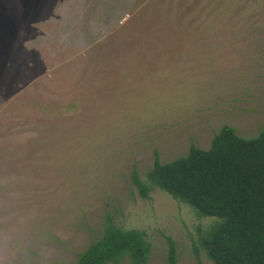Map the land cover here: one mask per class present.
Returning <instances> with one entry per match:
<instances>
[{
	"label": "rangeland",
	"instance_id": "obj_1",
	"mask_svg": "<svg viewBox=\"0 0 264 264\" xmlns=\"http://www.w3.org/2000/svg\"><path fill=\"white\" fill-rule=\"evenodd\" d=\"M224 125L264 131V0H0V264H75L107 218L212 264L214 219L131 175Z\"/></svg>",
	"mask_w": 264,
	"mask_h": 264
},
{
	"label": "trees",
	"instance_id": "obj_2",
	"mask_svg": "<svg viewBox=\"0 0 264 264\" xmlns=\"http://www.w3.org/2000/svg\"><path fill=\"white\" fill-rule=\"evenodd\" d=\"M131 179L141 198L158 189L214 222L197 244L212 264H264V131L242 138L222 126L208 149L191 146L187 154L162 164L155 159L146 181ZM170 244L169 264H175ZM150 245L139 230H123L107 218L103 233L75 264H147Z\"/></svg>",
	"mask_w": 264,
	"mask_h": 264
}]
</instances>
